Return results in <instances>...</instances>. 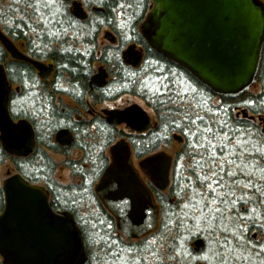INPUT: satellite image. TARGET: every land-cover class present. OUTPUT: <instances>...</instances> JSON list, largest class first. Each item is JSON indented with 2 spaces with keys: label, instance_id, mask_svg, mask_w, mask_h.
Segmentation results:
<instances>
[{
  "label": "trees",
  "instance_id": "trees-1",
  "mask_svg": "<svg viewBox=\"0 0 264 264\" xmlns=\"http://www.w3.org/2000/svg\"><path fill=\"white\" fill-rule=\"evenodd\" d=\"M2 1L7 7L0 9L3 28L6 30L8 18L20 20L21 23L18 20L15 23L19 29L11 36L19 43H26L29 54L44 60L48 70L57 71L66 80L69 77L71 81L77 80L84 93L81 99L77 97L82 107L84 96L91 88L90 59L97 58L98 34L104 26L110 27L119 34L121 42L118 46H108L105 54L98 57L107 65L111 80L105 89L94 85L96 90L90 98L100 102L102 97L115 99L131 94L154 111L150 117L146 109L135 106L142 112L143 120L151 121L139 131H121L104 125V130L99 127L97 132H90L85 123L74 127L78 137L75 149L82 153L67 158L64 163L78 177L80 182L76 184L58 182L55 176L58 165L45 152L39 160L34 158L27 163L13 157L14 166L24 177L44 182L50 189L51 205L56 212L68 211L75 217L88 245L89 264H204L194 259L201 257L212 238L218 252L210 253L217 257L214 264H264V51L255 86L236 97L220 95L190 71L152 49L144 39L139 26L151 0H99L98 3L88 0L85 14L92 16V21L87 22L74 17L73 0H20L21 6L15 0L11 6L8 2L13 0ZM4 9L10 11L8 16ZM123 23L129 25V31L123 28L126 34L121 30ZM131 37L147 50L140 67L122 61V50ZM1 40L0 37V59L8 69H14L19 79L24 71L40 76L27 61L9 60ZM35 77L30 87H34L30 104L37 100V105L27 104V109L21 108L22 112L28 113L29 108L39 106L42 110L45 99L49 96L52 100L48 81L39 77L38 82ZM55 112L51 116L53 126L63 119L74 123L72 113L60 117L63 111L58 108ZM51 137L45 135L44 143L49 141L45 145L55 150L57 145ZM120 138L131 145L137 159L164 146L171 147L175 141L181 145L174 154L168 191L158 190L150 180L147 183L161 216L157 230L141 240H128L119 234L115 217L94 190L110 161L107 149ZM38 139L41 144V137ZM0 154L4 159L8 157L2 143ZM4 207L0 180V213ZM198 238L206 242L200 253L194 247ZM153 256L160 261L150 260ZM0 264H3L1 257Z\"/></svg>",
  "mask_w": 264,
  "mask_h": 264
},
{
  "label": "water",
  "instance_id": "water-1",
  "mask_svg": "<svg viewBox=\"0 0 264 264\" xmlns=\"http://www.w3.org/2000/svg\"><path fill=\"white\" fill-rule=\"evenodd\" d=\"M140 29L155 50L220 95L235 97L255 83L264 47L262 0H152ZM9 95L1 67L0 138L10 149L26 148L29 154L33 127L27 120L12 119L7 109ZM68 134L64 129L58 138L65 137L70 143ZM109 154L111 160L96 193L115 217L120 234L130 240L142 239L157 229L159 206L134 164L131 145L119 141ZM173 161V155L161 150L144 157L139 166L155 187L165 191ZM4 192L5 209L0 214L3 264L89 263L86 239L74 216L56 213L44 186L15 174L4 181ZM204 244L197 239L196 251Z\"/></svg>",
  "mask_w": 264,
  "mask_h": 264
},
{
  "label": "flooded vegetation",
  "instance_id": "flooded-vegetation-1",
  "mask_svg": "<svg viewBox=\"0 0 264 264\" xmlns=\"http://www.w3.org/2000/svg\"><path fill=\"white\" fill-rule=\"evenodd\" d=\"M66 1H69V0H66ZM87 1L88 0H73L72 1V6L76 9V12H79V13L81 12L80 15L76 13L74 17L77 20L82 21V22L92 21L91 20L92 16L90 15L88 16L84 13V11L86 10V7H88ZM262 1L264 2V0ZM78 6H80L79 7L80 11H78L77 9ZM83 13L84 15H82ZM17 20H18L17 18L9 20L8 26H7L8 29L6 28V30L3 28V25H0V37L2 39L1 41H3V43L5 44V48H6L5 53L8 56L9 60L11 58L12 59L15 58V59H19V60L23 59L27 61L32 66H34L36 75H40V76L35 77L32 75H29L28 72L24 71L21 74V79H19L16 76V71L11 68L8 69V66L6 67V63L3 62L1 59H0V68L2 67L5 70L8 87L10 89L9 100L7 103V109L10 115L12 116L13 120L16 122L22 119L28 120V122L32 124L35 133H34L33 140L30 143V145L33 147V150L30 154L25 153L26 148H24L21 151L10 149L8 146H5L2 143V140L0 138V143H2V145L4 146V150L8 153V157L5 159L0 154L1 155L0 172L2 171V166L9 163L8 165H6L7 166V169H6L7 176L9 174L13 175L16 173H20V171H18L17 168L13 164V157L19 158L21 159V161H26V163L28 162V160L30 159L32 160L34 158L39 160L41 157V153H44V152L47 153L54 160H55L54 156L56 154L61 155L63 157L64 162L69 157L75 158L76 154L79 152L82 153V151H77L75 149V144H76V141H78V137H77L76 129L74 127L80 126L81 124H84V123L89 125L88 129L90 130V132H97L99 127H101L104 130L105 128L104 125L106 126L112 125L114 127H117V129H120L121 131H124L125 129L139 131L141 130L142 126H146L151 123L150 120L148 121L143 120V118L141 117V113L137 109H135V107H133L132 105L127 106L125 108H113V107L110 108L108 106L109 102H115V101L117 102L122 97V95L115 99H109L107 97H102V100L100 102H93L92 99L90 98L93 90H96L94 89V85L97 86L98 89H103V88L105 89L107 88L111 80V76H110L111 73L109 72L107 65L99 61V57L103 56V53L105 54V51L107 50L106 48L108 46H111V47L118 46L121 42V38L119 34L112 31L110 27L104 26L98 34L99 45L96 49V56H95L97 57L96 58L97 60L95 59L93 61V59H90L92 61L91 66L93 67V73L91 74L89 78V84L91 88H90L89 93L84 96L85 106L82 107L80 103L78 102V98H77V97H80L81 99V97L84 95L79 82L77 80L71 81L70 77H69V80H66L62 78L60 74L58 75L57 71L52 72L51 70H48L45 67L46 64L44 60L40 61L38 58L31 56L29 54V52L26 50V43L24 44V42L22 41L19 43L18 41L15 40V37L11 36L14 30L19 29L17 27L18 25L15 23H17L18 21L20 22V20L18 21ZM21 20H25V19H21ZM29 31L32 33L31 30ZM140 32L143 35V32L141 31V29H140ZM27 33L28 32H26V34ZM135 39L136 38L131 37L126 42V45L122 50V61L128 65H131L134 67H140L144 63V60L147 57V54H146L147 50L144 47V44L139 43L138 39L137 40ZM144 39L147 41L145 37ZM151 48L154 49L152 46ZM127 50L131 51V55L125 54V51ZM24 70H27V69H24ZM34 77L36 78L38 82L41 79L42 81H48L49 92L53 95L52 100H51V97L50 99H48L49 98L48 96L45 99V105L42 106V108L44 107V109L42 110H41V106H39L38 108H32V109L29 108L31 113L29 110H28V113L22 112L21 108L27 109L28 107L27 104H29L31 101L30 97L32 98V96L34 95L33 93L34 87L30 88L32 87L31 85L34 84ZM60 91H62V93ZM98 92L99 91H97V93ZM64 98L69 99L70 103H67V101ZM104 104H106L107 106L99 109L100 105L102 106ZM58 108H60L61 111H63V114L60 117L69 116L72 112H69L68 110L73 111L74 113L72 114H73L74 123L72 122L68 123L66 122V120L63 119L62 122L58 124V126L57 125L53 126V123H51L52 122L51 116L54 114L55 110ZM55 113H57V111ZM64 129L69 131V134L68 136H66V138L72 142L70 143L67 142L65 137L58 138L60 135V131ZM47 134L52 135L51 137L52 141L54 142V144L57 145V148H55V150L50 149L51 148L50 146L45 145L49 143V141H45L44 143V136ZM38 136L41 137V142H42L41 144H39L38 142L39 141ZM119 141H126V139L120 138L116 142H119ZM109 149L110 147L107 149L106 154L110 158ZM133 158L134 160H137L134 154H133ZM57 169H58V166L56 168V171ZM104 171L102 172V174L104 173ZM70 173H72L71 170H70ZM72 177L76 180L78 179V177H74L73 175ZM24 178L29 180L26 177ZM100 178L95 183L94 190ZM144 179L147 182L149 181L146 175H144ZM39 184L44 185L49 190L52 196L50 189L44 184V182H41ZM60 213L63 214V212H60ZM149 259L152 261H160L158 259L156 260V256L150 257ZM199 264H203V263H199Z\"/></svg>",
  "mask_w": 264,
  "mask_h": 264
},
{
  "label": "rangeland",
  "instance_id": "rangeland-1",
  "mask_svg": "<svg viewBox=\"0 0 264 264\" xmlns=\"http://www.w3.org/2000/svg\"><path fill=\"white\" fill-rule=\"evenodd\" d=\"M6 1L8 2L9 0H6ZM6 1H4V2H6ZM15 2H19L20 6L22 5L21 2H20V0H15ZM91 2L98 3L99 0H91ZM8 4L10 6L13 5L14 4V0H13V3H11V1H9ZM2 8H7V7H6V5H4L3 1L0 0V9H2ZM4 10L6 12V16H8V12H10V11H8V9H4ZM86 10L88 11V7H86ZM12 18L13 17L8 18V22H9V20H12ZM0 25H2V23ZM122 26L123 27L121 28V30L123 28H125V29H127V31H129V25H126V24L123 23ZM122 31H125V30L123 29ZM127 31H125V34L127 33ZM64 99L67 101V103H70V100L69 99H67V98H64ZM134 104L135 105H139L138 108L139 107H142L143 109H146V111L149 113V115H151V116L154 115V111L151 108L148 109L147 106H146V104L143 102V100L141 98H139L137 96H133L131 94H124V95H122V97L117 102L116 101L115 102H109L108 103V106L110 108H112V107L113 108H125L127 106H131V105H134ZM30 105L31 106H34V105L36 106L37 105V100L35 101V103H31ZM106 106H107L106 104H104L102 106L100 105L99 109L104 108ZM180 146H181L180 143L177 142V141H175L172 144L171 147H165L164 146L162 149L165 150V151H167L168 153L174 155V154H176V152L178 151V149L181 148ZM54 158H55V160L54 159L53 160L56 163H58V169H57V171L55 173V175L57 177V180L60 183H62L63 185L76 184L77 183V180L72 177V175L70 173V170L67 169V168H65L66 166H65V163L63 161V157L61 155H57L56 154L54 156ZM134 161L136 162V164L134 162L135 166L138 167L140 159H137V160H134ZM8 164L9 163H7L6 165H8ZM6 165L2 166V171L0 172V179L1 180L5 179L6 176H7V174H6L7 166ZM142 175L144 176V174H142ZM193 206H194V204L192 203V207ZM184 216H187V215H184ZM205 223L210 226L209 222H205ZM214 241L215 240L213 238L212 239H209V241L207 242L208 243V248H206L207 250L205 249L206 251L201 254V257L200 256H196L197 259H194V260H197L199 262H204V264H212V263L214 264V262L216 261L217 257L216 258L215 257H212L213 255L210 254V253H215V252H216L215 254L218 253L217 250H216V248H215L216 247V243ZM182 245L183 244L181 243V246L180 247H182ZM135 259H138V258H135Z\"/></svg>",
  "mask_w": 264,
  "mask_h": 264
},
{
  "label": "snow or ice",
  "instance_id": "snow-or-ice-1",
  "mask_svg": "<svg viewBox=\"0 0 264 264\" xmlns=\"http://www.w3.org/2000/svg\"><path fill=\"white\" fill-rule=\"evenodd\" d=\"M207 206V205H206ZM217 211H219V209H217ZM207 219V218H206Z\"/></svg>",
  "mask_w": 264,
  "mask_h": 264
}]
</instances>
